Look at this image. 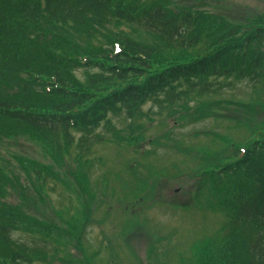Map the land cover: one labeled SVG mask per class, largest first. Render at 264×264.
<instances>
[{
	"label": "rangeland",
	"instance_id": "rangeland-1",
	"mask_svg": "<svg viewBox=\"0 0 264 264\" xmlns=\"http://www.w3.org/2000/svg\"><path fill=\"white\" fill-rule=\"evenodd\" d=\"M176 4L224 18L239 33L264 20V0ZM115 33L138 37L125 26ZM259 53V74L249 66L184 109L148 100L133 121L109 115L89 134L87 152L68 147L63 135L48 145L27 135L3 141L0 172L24 185H5L1 198L20 216L11 239L37 249L32 264H211L240 178L202 183L236 161L241 142L249 148L248 138L264 126V40ZM72 136L74 144L80 134ZM39 168L45 174L36 175Z\"/></svg>",
	"mask_w": 264,
	"mask_h": 264
},
{
	"label": "trees",
	"instance_id": "trees-1",
	"mask_svg": "<svg viewBox=\"0 0 264 264\" xmlns=\"http://www.w3.org/2000/svg\"><path fill=\"white\" fill-rule=\"evenodd\" d=\"M170 4L0 0V144L27 135L48 145L63 132L68 147L87 152L89 134L109 114L133 121L148 100L184 109L189 99L219 88L221 80L243 76L249 66L259 74L264 20L239 33L224 18L217 22L209 13ZM118 26L132 28L138 37L115 33L113 38ZM99 37L103 40L94 44ZM112 39L120 45L115 54ZM257 129L243 155L221 174L204 177L202 184L222 183L228 175L240 178L224 208L222 235L214 242L221 251L211 264H264V126ZM72 134H80L74 144ZM41 169L35 174H45ZM5 185L24 189L0 172V264H32L37 249L11 239L20 216L1 203Z\"/></svg>",
	"mask_w": 264,
	"mask_h": 264
}]
</instances>
